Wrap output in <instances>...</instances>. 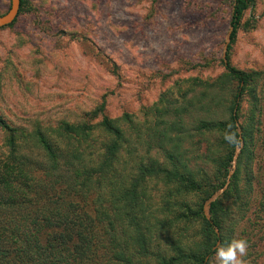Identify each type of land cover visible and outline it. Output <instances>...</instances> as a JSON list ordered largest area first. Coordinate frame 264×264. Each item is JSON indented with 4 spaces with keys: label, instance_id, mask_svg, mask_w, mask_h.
Listing matches in <instances>:
<instances>
[{
    "label": "rangeland",
    "instance_id": "rangeland-1",
    "mask_svg": "<svg viewBox=\"0 0 264 264\" xmlns=\"http://www.w3.org/2000/svg\"><path fill=\"white\" fill-rule=\"evenodd\" d=\"M27 1L12 24L0 27L2 119L25 131L55 127L88 119L105 100L111 118L126 113L136 124L123 127L126 135L136 134V164L166 160L153 129L154 120L163 118L173 135L186 132L178 141L180 148L174 143L166 147L181 153L185 166L200 178L219 181L218 160L225 154L220 134L195 130L203 120L227 122L232 112L238 82L222 58L234 0ZM9 7L10 0H0V15ZM229 57L235 67L254 76L239 111V124L248 133L242 139L241 162L249 206L239 217H226L224 242L214 249L244 239V264H264V0H253L245 11ZM24 136L18 131L27 152ZM7 137L0 127V145ZM127 148L124 144L120 153L123 176L133 166ZM139 192L138 217L149 251L144 253L129 238L132 228L122 219L126 209L116 212L111 205L110 213L120 214L117 233L109 230L105 248L91 264H125L127 258L134 264H159V253L176 255L180 246L187 254L205 248L212 234L202 218L171 220L183 202L194 209L200 195L178 192L160 177L147 178ZM103 194L117 204L113 190ZM116 252L125 257L116 259ZM215 253L210 264H216Z\"/></svg>",
    "mask_w": 264,
    "mask_h": 264
},
{
    "label": "trees",
    "instance_id": "trees-1",
    "mask_svg": "<svg viewBox=\"0 0 264 264\" xmlns=\"http://www.w3.org/2000/svg\"><path fill=\"white\" fill-rule=\"evenodd\" d=\"M252 2L233 1L231 42ZM26 4L27 0H21L19 14ZM229 48L230 44L227 58H222V62L229 75L238 82L230 118L227 122L203 120L195 130V133L220 134V146L225 154L218 160L221 178L216 183L200 178L185 166L187 162L181 159V153L166 147L168 143H174L180 148L178 141L186 132L173 135L172 125L169 126L163 118L154 120L153 129L158 136L157 148L164 152L166 160L150 162V158L146 164H136L132 157L136 152V134L130 132L126 135L123 128L136 124L126 113L119 119L111 118L106 112L105 100L90 111L88 119L76 123L62 121L55 127L38 125L25 131L0 117V127L8 136L0 145V264H91L105 248V236L109 230L117 233L120 214L110 213L111 205L116 212L126 209L122 219L128 229L132 228L129 238L147 253L148 237L138 216L141 206L139 189L149 177H160L175 184L178 192L200 195L202 200L194 209L183 202L180 205L183 207L177 209L171 220L180 223L202 218L205 229L212 234L208 235V243L202 251L187 254L180 246L176 255L159 253L158 263L183 264L189 260L191 264H210L218 240L221 244L224 242L222 230L226 217H239L249 206L248 191L243 189L242 148L227 190L211 203V218L204 213L206 200L225 184L236 147L248 135L244 126L239 124V111L254 76L231 63ZM165 111L169 112V109ZM20 130L25 133L27 152L18 141ZM227 135H234L235 140H226ZM97 138L100 142L94 151ZM124 144L129 146L127 151L133 163L131 168L127 166L130 172L125 176L121 174L124 164L119 166ZM32 147L37 150L32 151ZM104 189L114 191L117 204H112V199L106 200ZM116 240L113 241L117 246ZM118 253L116 259L125 257L122 252L119 253L121 256ZM125 264H134L133 259L127 258Z\"/></svg>",
    "mask_w": 264,
    "mask_h": 264
},
{
    "label": "water",
    "instance_id": "water-1",
    "mask_svg": "<svg viewBox=\"0 0 264 264\" xmlns=\"http://www.w3.org/2000/svg\"><path fill=\"white\" fill-rule=\"evenodd\" d=\"M21 7V0H10V7L8 9L7 12H5L4 14L0 15V27H5L10 25L11 23L14 22V20L18 17L19 15V10ZM232 27H230V30L228 32V35L226 37V42L224 44L223 47V58L226 60L227 58V51H228V47L229 44L231 42V31H232ZM239 131L241 132V130L239 129ZM242 148V141L241 143L236 147L234 156H233V160H232V167L229 170V174L227 177V180L225 182V184L219 188L217 191H215L205 202L204 204V213L206 215V217L208 219L211 218V213H210V208H211V203L216 201L217 198L222 195L228 188L229 184H230V180L231 177L233 175V173L235 172L236 166H237V160L240 154ZM215 230L217 232V234H219V228L216 226ZM220 243V240H218L217 245ZM216 245V246H217Z\"/></svg>",
    "mask_w": 264,
    "mask_h": 264
},
{
    "label": "clouds",
    "instance_id": "clouds-1",
    "mask_svg": "<svg viewBox=\"0 0 264 264\" xmlns=\"http://www.w3.org/2000/svg\"><path fill=\"white\" fill-rule=\"evenodd\" d=\"M226 140L233 142L234 135H227ZM248 242L244 239H234L226 247L220 246L216 249V264H244L247 255Z\"/></svg>",
    "mask_w": 264,
    "mask_h": 264
}]
</instances>
